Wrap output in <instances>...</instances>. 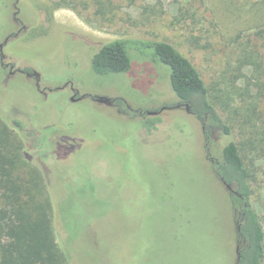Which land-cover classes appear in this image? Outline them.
<instances>
[{
    "label": "rangeland",
    "instance_id": "obj_1",
    "mask_svg": "<svg viewBox=\"0 0 264 264\" xmlns=\"http://www.w3.org/2000/svg\"><path fill=\"white\" fill-rule=\"evenodd\" d=\"M261 30L259 0H0V117L45 172L75 264H237L214 162L241 132L264 143ZM118 39L173 45L233 132L212 126L208 142L185 108L141 115L179 100L168 67L136 49L126 74L94 73L96 52ZM149 118H160L151 132L139 127ZM253 159V201H264V145Z\"/></svg>",
    "mask_w": 264,
    "mask_h": 264
},
{
    "label": "trees",
    "instance_id": "obj_2",
    "mask_svg": "<svg viewBox=\"0 0 264 264\" xmlns=\"http://www.w3.org/2000/svg\"><path fill=\"white\" fill-rule=\"evenodd\" d=\"M259 3L264 10V0ZM258 35L264 44V30ZM132 49L168 67L172 91L201 121L208 142L212 126L222 129L226 135L233 132L234 124L224 120L218 112L200 72L167 42L133 39L109 42L93 57L94 73L100 76L126 74L132 67ZM256 109L252 102L248 104V112L254 113ZM159 120L144 119L139 127L145 126L151 132L157 129ZM15 124L21 127L18 121ZM242 125L245 127L247 123L243 120ZM11 128L0 117V264H75L57 242L56 232L66 230L61 226L63 221L46 174L39 165L32 166L24 153L23 135H16ZM240 135V142L231 141L222 149L221 159L215 162L214 168L222 184L225 182L233 188V193L227 189L229 193L224 192L230 198L236 228L240 254L236 263L264 264V201H253L257 171L254 152L264 143L248 133ZM101 141L112 144L104 138ZM237 227H240L239 232Z\"/></svg>",
    "mask_w": 264,
    "mask_h": 264
},
{
    "label": "water",
    "instance_id": "obj_3",
    "mask_svg": "<svg viewBox=\"0 0 264 264\" xmlns=\"http://www.w3.org/2000/svg\"><path fill=\"white\" fill-rule=\"evenodd\" d=\"M108 98L107 97H96V101L99 102V103H104V104H107L108 103ZM72 101H76V100H73L72 98ZM178 108H180V106H178ZM166 110L165 108H163L162 111ZM185 110L190 113L191 112V109H190V106L187 104L185 105ZM162 111L160 112H156V111H148L146 112L148 116H157L159 115ZM223 184L226 186V188L230 191H233V188L232 186L226 184L225 182H223ZM240 231V227H237V232ZM236 254H237V261H239L240 259V254H239V246L237 247L236 249Z\"/></svg>",
    "mask_w": 264,
    "mask_h": 264
},
{
    "label": "flooded vegetation",
    "instance_id": "obj_4",
    "mask_svg": "<svg viewBox=\"0 0 264 264\" xmlns=\"http://www.w3.org/2000/svg\"><path fill=\"white\" fill-rule=\"evenodd\" d=\"M20 72H23L22 70H19ZM25 72V71H24ZM13 73H15L14 71H11L10 72V74H13ZM26 74H27V76H36L37 77V75H36V73L34 74H30V73H28V72H26ZM38 78V77H37ZM38 80V79H37ZM68 85V83L66 84V86ZM37 86H38V83H37ZM71 89L72 90H74V88L73 87H71ZM77 93V92H76ZM76 93H75V95H76ZM83 97H81V98H78V100H81ZM108 98V97H107ZM109 100H108V103L106 104V105H109V106H118L117 104H116V101H115V99H110V98H108ZM73 100H75L74 98H73ZM93 100L94 101H96V97H94L93 98ZM179 100V99H178ZM185 105H187V104H182L180 101H179V103L175 106V107H162L161 108V110L160 111H162L163 110V108H165L166 110H164V111H167V110H170V109H173V108H176V109H181V108H185ZM178 106H180V108H178ZM159 111V112H160ZM163 112V111H162ZM161 112V113H162ZM143 114V112H141V115ZM147 114V113H146ZM190 114H191V112H190ZM212 162H214V161H212ZM215 163V162H214ZM221 180V179H220ZM225 186V185H224ZM226 188V187H225ZM227 189V188H226ZM228 190V189H227ZM229 192H231V193H233V191H230V190H228Z\"/></svg>",
    "mask_w": 264,
    "mask_h": 264
}]
</instances>
